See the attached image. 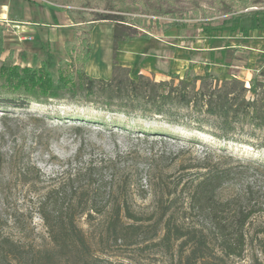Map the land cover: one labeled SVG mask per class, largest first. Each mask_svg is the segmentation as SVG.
<instances>
[{"label":"rangeland","instance_id":"obj_1","mask_svg":"<svg viewBox=\"0 0 264 264\" xmlns=\"http://www.w3.org/2000/svg\"><path fill=\"white\" fill-rule=\"evenodd\" d=\"M34 1L65 13L72 33L66 42L75 46L67 51L65 42L64 53H56L48 34L41 60L30 61L26 53L30 35H7L11 29L0 24L5 27L0 64L29 69L35 76L48 72L56 86L59 72L75 75L84 67V50L76 48L73 29L82 27L74 26L66 11H80L85 16L99 13L123 18L129 34L135 30L137 38L146 35L142 45L149 52L141 62L157 55L174 66L167 77L139 74L118 64L114 44L111 77L143 76L156 83L172 80L173 86L186 79L195 91L201 88L202 77L212 78V85L236 79L247 88L248 101L260 98L264 91V0ZM96 24L105 40L107 28L114 34V22ZM83 33L78 31V36L82 38ZM234 60L239 63L235 65ZM232 67L236 73L229 74ZM119 102H105L98 90L87 96L79 89L73 97L61 89L57 99L36 101L31 97L26 109H0V238L46 246L45 229L35 208L37 194L66 168H82L92 161L106 187L101 203L124 201L141 221L134 229L123 230L124 236L115 241L104 236L102 218L90 223L80 218L78 227L89 244L86 260L95 258V264H200L201 260L194 263L188 259L191 246L182 245L181 240L162 241L163 224L170 219L187 228V221H200L197 213L186 210L185 196L179 191L183 183L196 179L203 167L229 168L231 174L218 193L221 199L234 197L249 186L252 199L264 204V128L232 122L230 128L221 130L214 119L191 106L172 109L180 117L169 122L139 110H126L117 105ZM32 167L39 171L40 179ZM110 187L120 193H109ZM124 223L132 224L127 219ZM262 229L264 212H259L245 226L247 242L241 257L224 256L214 242L208 251L201 250L217 264H264ZM100 236L104 238L100 240ZM78 263L76 256L62 262Z\"/></svg>","mask_w":264,"mask_h":264},{"label":"trees","instance_id":"obj_2","mask_svg":"<svg viewBox=\"0 0 264 264\" xmlns=\"http://www.w3.org/2000/svg\"><path fill=\"white\" fill-rule=\"evenodd\" d=\"M66 13L74 26L82 27L79 30L73 29V37L78 44L76 48L84 50L83 69L75 75L59 72L56 86L48 72L35 76L33 73L30 75L29 69L19 70L17 67L0 64L1 110L26 109L31 97L36 101L40 98L57 99L61 89L71 92L73 97L79 89L87 96L98 90L107 103L119 100L117 105L121 108L160 116L169 122H176L180 117L172 109L191 106L214 119L221 130L230 128L232 122H248L255 128H264V91H261L260 98L248 101L245 98L247 88L236 79L224 80L221 85L216 81L212 85V78L202 77L201 88L195 91L194 87L189 88L190 82L186 79L173 86L172 80L156 83L143 76L136 79L125 76L121 80L113 76L107 81L88 77L85 66L91 53L89 33L97 22L116 24L113 34L115 44L135 39L137 33L134 30L133 34H129L126 29L128 24L120 17L99 13L85 16L80 11ZM80 30L84 32L82 38L78 36ZM3 31L5 27L0 26V51ZM145 36L143 34L140 37ZM76 37L82 39V42H78ZM71 46L75 45L65 43L67 51ZM92 164L90 161L82 168H66L52 185L37 194L35 208L45 229L46 246L37 245L34 241L0 238V264L3 261L7 264H62L66 258L75 259V256L79 260L78 264H95V258L89 261L88 257L86 260L89 244L88 238L78 227L77 221L80 218L84 217L89 223L97 217L102 218L104 236L115 241L124 236L123 230L136 227L135 224L141 220L131 213L126 202L101 203V195L106 187L102 184V178L94 172ZM32 170L36 173V179H40L39 171L35 167ZM230 174L229 168L203 167V172L198 173L193 181L183 183L179 191L180 196H185L186 210L200 216L199 223L187 221L189 228H183L167 219L163 224L162 241L170 243L171 240H181L182 245L191 246L188 259L194 263L201 260L200 264H217L210 260L209 253L206 255L201 250L203 248L208 251V245L213 242L224 256L241 257L247 242L245 226L253 215L264 212V204L252 199V187L246 186L231 198L221 199L218 196ZM110 188L109 193H120L118 188ZM125 219L132 224L124 223ZM261 234L264 235V229ZM103 238L99 237L100 240Z\"/></svg>","mask_w":264,"mask_h":264},{"label":"crops","instance_id":"obj_3","mask_svg":"<svg viewBox=\"0 0 264 264\" xmlns=\"http://www.w3.org/2000/svg\"><path fill=\"white\" fill-rule=\"evenodd\" d=\"M66 17L62 11L45 7L44 4L42 6L34 0H0V24L11 29V33H7V35H17V33L27 35V37L30 35L29 41H26V53L30 56V61L41 60L44 52L43 45L49 42L48 34L53 37V43L57 48L56 53H64L63 45L70 40L72 35ZM98 25L96 24L89 33L91 53L85 66V74L92 79L107 81L113 71L111 66L115 43L112 30L107 28L109 37L105 40L99 33L100 31L98 32ZM23 37L25 38V36ZM32 39L36 40V43H29ZM144 39L147 40L139 37L118 42L116 47L118 64L126 65L131 71L135 70L139 74L145 72L147 75L161 77L172 75L173 63H168L157 55L148 57L149 59L141 62V57L149 52V48L143 49L142 40ZM26 42L23 41V44ZM233 63L236 65L239 61L234 60ZM234 68L229 69V74L236 73Z\"/></svg>","mask_w":264,"mask_h":264}]
</instances>
